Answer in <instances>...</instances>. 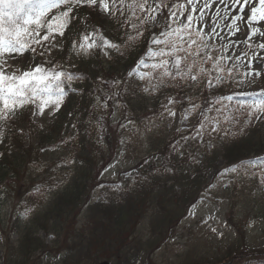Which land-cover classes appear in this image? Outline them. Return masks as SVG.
I'll return each mask as SVG.
<instances>
[{
  "label": "trees",
  "instance_id": "1",
  "mask_svg": "<svg viewBox=\"0 0 264 264\" xmlns=\"http://www.w3.org/2000/svg\"><path fill=\"white\" fill-rule=\"evenodd\" d=\"M63 10V7L59 9ZM51 13L56 14L57 10L53 9L49 14ZM71 16L73 19L65 30L60 57L73 53V41L78 40L82 32L99 29L103 36L117 44L124 43L126 34L135 35V31H130L128 24L124 23V16L119 13L116 17L102 19L97 10L85 6L74 8ZM160 30L162 27H149L138 45L122 48V55L110 50L104 60H101L99 53L93 56L94 52L91 54L92 58L75 60L73 66L82 82V93L75 96L72 92L59 115L48 123H36L30 117L20 118L16 120L17 124L8 129L4 140L8 145L1 144L3 155L0 167L4 168L7 164L6 169L13 171L26 190L28 187L31 190L24 200L27 205L20 207L12 224L22 237L21 246L3 250L4 264L28 263L41 248L42 240L35 235L39 230L55 234L57 244L67 247L66 237L63 235H67V228L72 226L69 224L72 218L88 203V184L92 181L98 162L105 159V146L101 142L105 140L103 126L110 113H103L101 118L98 117L94 107L95 92L105 96L109 103L111 97L106 93H111L113 98L119 96L125 102L124 117L139 121L148 114L155 113L152 109H163L165 102L175 95L182 99L181 107L190 98L197 97L195 102L202 105L203 111L198 122L203 125L197 133H202L203 137L199 141L190 132L191 136L183 141V145L180 148L175 146L173 151L167 143L162 144L161 140L155 153L160 158L145 163L142 169L149 186H140L138 178L144 177V173L136 175L132 180L134 190L139 191L138 200L116 199L123 190L120 181L108 186L97 202L88 205L86 210L90 228L72 246L74 256L77 254L80 264L87 263L91 255L100 257V252L92 253L91 247L101 245L110 247L111 259L120 258L123 261L121 257L128 253L132 260L142 259L146 250L162 245L164 241L161 240L168 238L191 203V198L190 201L182 199L181 194L185 190L176 191V186L190 187L189 195L192 196V189L197 190L201 184L200 173L213 166L218 158H224L228 166H237L246 172L245 166L250 165L249 162L252 164L254 158L264 155V114L257 113L259 119L249 117V110L240 108V103L237 104L240 96L232 94L233 90L229 86L227 88L224 85L217 92H211L207 86L208 78L204 76L198 77L196 81L186 79L177 82L169 79L158 90L145 92L143 89L148 86L147 81L138 82L140 87L131 84V81L130 84L127 82L126 70L144 56L152 34ZM204 67L209 69V62ZM117 81L123 82L121 87L116 85ZM228 93L233 95L231 101L225 99ZM207 110L210 116L206 119L204 113ZM213 121L217 122L216 127L221 131L212 130L214 127L210 122ZM24 141L28 143L26 146ZM164 160L168 161L167 166L163 163ZM45 161L46 168L42 166ZM39 164L46 178H51L55 171V177L61 178L65 184L63 189L54 192L47 199L44 206L38 205L39 196H44L41 188L34 187L39 179L34 171ZM190 173L198 175L192 178ZM50 185L54 186L53 183ZM112 187L114 191H111ZM150 198L155 206L153 211L158 214V225L155 228L153 225L149 226L154 230L150 232L154 236L152 240L144 241L135 235V223L137 215L146 210V203ZM116 211L125 220L123 224L126 230L121 234H118L119 229H124V226H114L116 232L111 231L113 218H120ZM217 264H264V251H245L239 244L230 246L222 253Z\"/></svg>",
  "mask_w": 264,
  "mask_h": 264
},
{
  "label": "rangeland",
  "instance_id": "2",
  "mask_svg": "<svg viewBox=\"0 0 264 264\" xmlns=\"http://www.w3.org/2000/svg\"><path fill=\"white\" fill-rule=\"evenodd\" d=\"M208 2L212 4V7L204 10V20L200 21V25L207 24L204 29L205 33H208L217 23L219 27L216 29L218 35L213 34V38H207L206 36L207 43L210 45L206 51L211 52L214 57H225L219 64L223 71L217 72L215 70V75H212V77H223V65L237 66L245 71V75L252 72V75L246 76L249 78L254 77L256 80L244 89L239 90V92L259 93L264 88V60L261 59V57H264V49L259 48L257 45L264 43V37L254 36L251 41L244 42L247 28L240 21L237 22L240 31L232 35L235 29L229 27V25L232 22V17L238 14L237 9L239 6L235 5L233 0H224L223 3H220V0H215V3H212V0H208ZM204 3L205 0H199L197 12L194 13L195 16H199V9ZM190 10L191 6H189ZM101 14L104 17L108 16ZM187 14L186 12L185 16L181 17L182 21L186 19ZM200 25H197L195 21L193 23L194 27ZM56 37L58 39L59 36ZM249 44H251V47H249ZM237 57L240 58L237 59ZM196 59L198 60L200 57H196ZM249 61H251V68H249ZM7 63L9 72L20 69L18 66L20 64L17 62L18 65L12 64L8 59ZM141 70L144 71V69ZM256 71H259L260 75H255ZM251 97L260 99L257 96ZM176 106L175 102L172 104L167 103L162 111V116L169 124L166 123V127L170 129L165 137V142L171 148L178 145V143L179 147L182 146V142L187 140L188 136H177L175 140L171 141L168 134L173 135V132L176 131L189 130L192 124L197 123L199 115H194L192 111L178 114L175 110ZM168 109L175 112L176 115H169ZM34 112H37L36 108ZM52 113L53 109L49 107L40 116L46 119ZM185 115H187V119L184 118ZM209 116L210 112H206V119ZM114 122L117 124V132L121 134L120 144L115 157L101 166L96 174L95 192L104 183L115 180L122 173L135 169L150 154L155 152L151 139L158 136L157 133H154V129H141L136 126L133 120L122 122L120 112L115 116ZM202 135V133L199 135V140ZM160 139L162 140V136ZM155 143V145L159 144L158 141H155ZM260 157H264V155ZM163 163L166 165L167 160H164ZM225 163L223 158H218L212 167L201 172L202 177L205 175L206 178H203L199 185L202 189V192L199 193L200 199L196 203L191 200L192 204L190 203L191 205L186 208L183 219L176 224L167 239L161 240L164 242L160 247L156 249L149 248L146 250L144 258L136 263H133V261L117 263L115 261L113 264H141V262L143 264H217L223 252L230 246L238 244L245 251H264V183H261L262 178H264V166L260 165L258 161L255 162V165L249 162L250 165L245 166L247 171L240 172L239 168L232 171L233 167L227 166ZM15 187L16 182L12 175L8 174L6 180L0 182V233L4 230L5 238L9 234L11 212L20 201L21 196L15 191ZM132 195V200H138L135 193H132ZM187 201H190V199L188 198ZM153 203L150 198V201L146 203V210L137 215L135 235L139 237V240L153 239L154 233H150L153 229L149 226L153 225L155 228L158 225V214L153 211L155 207ZM147 206L149 207L148 210ZM180 207L182 208L183 204ZM212 228H215L216 231H211ZM74 229H85L84 231H87L88 224L84 214L77 217ZM125 230L126 228L123 231ZM71 234L75 237V232H71ZM41 237L47 244H50L53 240V236L44 233H41ZM17 238V235L11 234V240L15 245L18 244ZM47 250L40 260L33 264H67L69 262L66 250L60 252L51 248ZM106 254H110L107 249L101 254V257ZM2 261V250L0 249V264H2ZM93 264H99V259ZM110 264H112V261H110Z\"/></svg>",
  "mask_w": 264,
  "mask_h": 264
},
{
  "label": "snow or ice",
  "instance_id": "3",
  "mask_svg": "<svg viewBox=\"0 0 264 264\" xmlns=\"http://www.w3.org/2000/svg\"><path fill=\"white\" fill-rule=\"evenodd\" d=\"M223 2L224 0H220V3ZM212 3H215V0H212ZM233 3L239 7L238 14L232 17L229 25L235 29L232 35L240 31L237 26L240 21L247 28L244 42L251 41L254 36L264 37V0H233ZM197 4L199 0H172L171 3H166L165 0H0V120L10 119L17 111L29 105L37 109L34 115H43L49 107H52L53 111L59 110L66 95L65 84L78 80L76 74L63 70L62 65L50 60L34 67L30 66L22 72L19 69L9 72L7 61L9 58L23 56L29 51L35 58L36 46L43 47V42L55 41L57 35L63 37L73 19L71 13L74 8L87 6L112 17L119 13L124 16V23L135 31V35L126 34L123 44L110 41L99 29L82 32L78 40L73 41L72 50L77 55H91L96 50L103 51L106 56L110 50L122 55V48L138 45L149 27H162V30L152 34L144 56L139 58L128 73L129 77L147 81L148 86L143 89L145 92L158 90V87L169 79L177 82L186 79L196 81L198 77L207 76L209 69L203 67V64L208 61L212 62V67L217 72L223 71L219 64L225 57H214L211 52L206 51L210 47L206 36L213 38V34L218 35L216 29L219 24H215L208 33L204 31L207 24L200 25V21L204 20V10L212 7V4L205 0L199 9V16H195ZM61 7L63 11H59ZM53 9H56L57 13L48 19V14ZM186 12V19L182 21L181 17H184ZM194 21L200 26L194 27ZM42 30H46L43 36L40 35ZM56 46L52 43L50 47L40 51L39 55L44 57L46 52L51 53L52 48ZM257 46L264 49V43ZM196 57H200V60L197 61ZM261 59L264 60V57ZM228 71L231 72V69ZM254 74L260 75V72L256 71ZM215 79L217 83L220 82L219 76ZM154 80L156 83H153ZM208 84L212 86V80H209ZM241 95L261 97L251 102L240 101L241 107L249 110V117L255 116L259 119L257 113L264 114V89L259 93ZM225 99L231 101L233 97L228 96ZM168 103L172 104L174 101L169 98ZM195 107L198 106L194 105L193 108ZM168 113L176 115L170 109ZM184 118L187 119V115ZM212 130L219 132L222 129L214 127ZM257 161L264 166V157L254 158L253 165ZM231 170L236 171V167L233 166ZM261 183H264V178ZM211 231L215 232L216 229L212 228Z\"/></svg>",
  "mask_w": 264,
  "mask_h": 264
},
{
  "label": "bare ground",
  "instance_id": "4",
  "mask_svg": "<svg viewBox=\"0 0 264 264\" xmlns=\"http://www.w3.org/2000/svg\"><path fill=\"white\" fill-rule=\"evenodd\" d=\"M128 82V81H127ZM130 84V82H128ZM26 138V137H25Z\"/></svg>",
  "mask_w": 264,
  "mask_h": 264
}]
</instances>
